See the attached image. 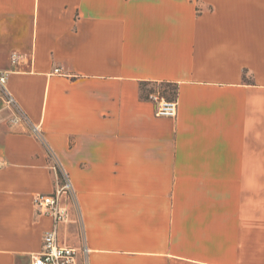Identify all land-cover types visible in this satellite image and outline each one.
I'll list each match as a JSON object with an SVG mask.
<instances>
[{
  "label": "crops",
  "instance_id": "1",
  "mask_svg": "<svg viewBox=\"0 0 264 264\" xmlns=\"http://www.w3.org/2000/svg\"><path fill=\"white\" fill-rule=\"evenodd\" d=\"M0 72V264L42 249L48 150L78 264H264V0H0Z\"/></svg>",
  "mask_w": 264,
  "mask_h": 264
},
{
  "label": "built area",
  "instance_id": "2",
  "mask_svg": "<svg viewBox=\"0 0 264 264\" xmlns=\"http://www.w3.org/2000/svg\"><path fill=\"white\" fill-rule=\"evenodd\" d=\"M19 59L20 56L13 55L11 61L16 64ZM59 71V69H55L53 72L58 74ZM5 84L6 73L0 72V100L3 101L5 106L13 109L15 113L14 123H28V118L21 113L15 99L8 94ZM147 99L154 104L156 117L174 119L177 116V99H167L159 85L148 92ZM31 132L33 136L43 142L42 133L38 126L31 125ZM48 155L51 159L50 168L55 173L54 190L50 194L35 196L33 203L37 214L50 219L51 226L43 235L41 251L31 254L29 264H78L76 251L72 248L60 246L57 237L58 226L67 216L66 210L62 207V200L67 198L69 201L74 202V189L69 176L60 168L57 159L49 150ZM3 166V163L0 162V169ZM85 252L87 253V250Z\"/></svg>",
  "mask_w": 264,
  "mask_h": 264
},
{
  "label": "trees",
  "instance_id": "3",
  "mask_svg": "<svg viewBox=\"0 0 264 264\" xmlns=\"http://www.w3.org/2000/svg\"><path fill=\"white\" fill-rule=\"evenodd\" d=\"M163 86H161V87H163L164 88V90L166 91V93H169V98L167 97V99H173V98H176V96H177V88L174 86V85H171V84H162ZM144 87V86H143ZM142 87V91L144 92L145 91V89ZM154 87H156V86H154ZM150 91H151V89H150Z\"/></svg>",
  "mask_w": 264,
  "mask_h": 264
},
{
  "label": "rangeland",
  "instance_id": "4",
  "mask_svg": "<svg viewBox=\"0 0 264 264\" xmlns=\"http://www.w3.org/2000/svg\"><path fill=\"white\" fill-rule=\"evenodd\" d=\"M159 86L161 87V86H163V85L161 84V85H159ZM161 89L164 91L166 98H167V97L169 98V96H170L169 93H166V91L164 90L163 87H161Z\"/></svg>",
  "mask_w": 264,
  "mask_h": 264
}]
</instances>
